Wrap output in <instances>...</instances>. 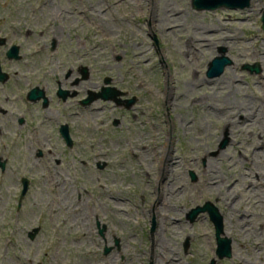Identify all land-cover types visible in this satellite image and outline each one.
<instances>
[{"label": "rangeland", "instance_id": "obj_1", "mask_svg": "<svg viewBox=\"0 0 264 264\" xmlns=\"http://www.w3.org/2000/svg\"><path fill=\"white\" fill-rule=\"evenodd\" d=\"M136 1L0 0L2 31L12 24L85 41L94 81L137 85L144 117L156 116L152 139L144 140L140 119L112 134L97 114L91 153L93 161L107 159V168L91 164L92 177L80 167L75 177L33 175L19 212L26 169L15 164L0 174V264H149L152 255L154 264H264V179L256 177L264 173V0L214 10H197L192 0ZM221 47L233 63L210 78ZM256 62L260 72L244 67ZM22 68L14 67V82H23ZM128 140L154 148L146 168L153 177L130 155ZM206 200L223 215L229 258L217 254L208 213L187 219ZM96 218L120 237V250L104 251Z\"/></svg>", "mask_w": 264, "mask_h": 264}, {"label": "flooded vegetation", "instance_id": "obj_2", "mask_svg": "<svg viewBox=\"0 0 264 264\" xmlns=\"http://www.w3.org/2000/svg\"><path fill=\"white\" fill-rule=\"evenodd\" d=\"M17 20L13 19L12 22ZM8 27L6 31L0 29V174L15 164H22L26 169L19 176L21 188L16 204V211L19 212L30 191L33 175L42 173L47 176L53 173L59 177H75L78 173L76 169L80 167L85 177H92L91 164L99 169L107 168V159L93 161L91 153L95 147L91 134L97 114L103 113L101 125H105L112 134L116 131L121 133L127 120L140 119L139 128L145 136L144 140L152 139L156 116L151 114L144 117L147 115L142 110L143 96L134 92L137 85L114 82L112 78L111 82L97 84L94 81V66L90 62L89 46L85 41L74 43L72 38L68 40L58 31L30 28H18L16 31V25L10 24ZM15 36H18V41H15ZM16 46L19 58L12 55ZM21 62L23 82H14V77L18 76V70L14 67ZM101 92H107V97L99 95ZM97 104L100 106L97 107ZM91 119L92 129L89 127ZM88 135L89 139L86 138ZM128 141L130 155L145 167L147 177H153L156 171L149 169L148 176L146 168L150 163V166L154 165V148L141 141ZM72 171L74 174H71ZM189 174L193 181L197 180L193 171L190 170ZM167 175L165 169L161 177L166 179ZM256 177L264 179V173L262 177L257 173ZM26 181L27 192L21 200ZM160 192L158 188L156 203L161 200ZM206 203L217 207L210 200L195 207ZM202 213L209 214L203 211L199 215ZM95 226L105 240L104 251L110 245L120 250L121 239L115 232L109 233L107 223L96 218ZM222 236H225V231ZM149 264H154L153 255Z\"/></svg>", "mask_w": 264, "mask_h": 264}, {"label": "water", "instance_id": "obj_3", "mask_svg": "<svg viewBox=\"0 0 264 264\" xmlns=\"http://www.w3.org/2000/svg\"><path fill=\"white\" fill-rule=\"evenodd\" d=\"M251 0H241V2L234 3L232 0H192V5L197 10H214L218 8L228 7V8H246L250 6ZM262 21V28L264 30V13L261 17ZM16 48V49H15ZM14 48V53L12 55H15L17 58L20 57L18 54V46ZM219 55L215 56L208 65L207 69V76L217 77L220 76L224 71L225 68L233 63V60L230 56H228L227 49L225 47H221L219 49ZM244 67L248 69L250 72H260L261 67L258 62L254 64L246 63L244 64ZM1 69V68H0ZM104 82H111L110 77H106ZM102 97H107V92L105 93H99ZM228 140H224L220 147L224 148L227 144ZM28 188V182L26 181L24 184V188L21 195V200L24 197L25 193L27 192ZM203 211H208L211 217V220L214 223L215 230H216V239H217V254L219 255V258L224 257H231L232 256V240L229 237L222 236V233L224 232V218L223 215L220 213L219 209L215 207L211 203H206L204 206H197L195 208H192L188 214L187 218L193 222L199 213ZM155 224V221L153 222ZM155 229V225H153L152 230ZM39 230V227L34 228L30 232V237L33 238L37 231ZM188 246V242L186 243V247ZM108 251V248L105 250Z\"/></svg>", "mask_w": 264, "mask_h": 264}, {"label": "bare ground", "instance_id": "obj_4", "mask_svg": "<svg viewBox=\"0 0 264 264\" xmlns=\"http://www.w3.org/2000/svg\"><path fill=\"white\" fill-rule=\"evenodd\" d=\"M136 4H139V0H137L136 2H135ZM257 55V54H256ZM223 78V77H222ZM230 224H231V222H230Z\"/></svg>", "mask_w": 264, "mask_h": 264}]
</instances>
